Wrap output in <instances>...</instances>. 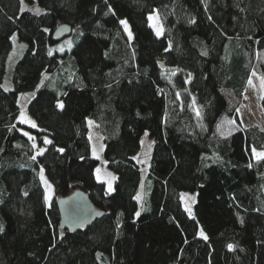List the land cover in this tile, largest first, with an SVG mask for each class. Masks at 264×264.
I'll list each match as a JSON object with an SVG mask.
<instances>
[{"label":"trees","instance_id":"trees-1","mask_svg":"<svg viewBox=\"0 0 264 264\" xmlns=\"http://www.w3.org/2000/svg\"><path fill=\"white\" fill-rule=\"evenodd\" d=\"M26 1L42 12L0 0V264H264V159L253 152L264 129L238 112L251 74L264 77V0ZM62 24L78 30L70 50L53 39ZM14 34L27 46L5 89ZM29 92L37 146L20 121ZM89 118L112 191L96 175ZM145 131L154 149L137 215ZM42 172L61 196L80 186L103 217L63 230ZM183 191L197 194L192 215Z\"/></svg>","mask_w":264,"mask_h":264},{"label":"rangeland","instance_id":"rangeland-1","mask_svg":"<svg viewBox=\"0 0 264 264\" xmlns=\"http://www.w3.org/2000/svg\"><path fill=\"white\" fill-rule=\"evenodd\" d=\"M39 9L42 12L40 6L37 3H28L26 0H23L22 9L35 11V9ZM150 23L153 29L155 30L157 35H162L164 32L163 26L160 22V19L157 15V11H153L150 15ZM127 27V34L129 37L133 36V33L130 29V26L126 20ZM78 30H76L72 35L67 36L58 44V49H68L70 50L72 46L75 44L76 40L78 39L77 36ZM131 33V35H129ZM159 33V34H158ZM27 44L18 39L17 34L13 35V48L11 50V54L9 56L8 68L7 72L8 75L3 82V87L5 89H11L13 87L11 73L14 69L16 61L22 55L26 48ZM35 92H29L24 94L20 97V105L22 108L20 121L27 128H23V132L33 140L35 146L38 145L37 140V133L31 128H37L36 121L30 115L28 111V102L32 99ZM264 96V77L260 74L253 72L249 78L248 85L245 91V100L239 107V116L243 123L246 126H253L256 125L262 129H264V114H263V107H262V98ZM35 125V126H33ZM88 126H89V137L91 141V152L92 155L99 159V165L96 169L97 178L100 181H105L107 184V188L109 191H112L114 188V180H115V173L108 167V164L104 158V148L105 142L103 135L100 131L98 124L91 118L88 119ZM50 143V138L48 136H44V144L40 147H37V152L41 153V150L47 147ZM153 149H154V140L150 136L148 131H145L141 137V149L139 153L135 156L136 161L140 164L142 169V183L140 190L137 194L139 197V209L137 213H140L142 210V203L148 194V175L151 166V160L153 156ZM42 183L45 188L47 201L50 202L54 197H61V194L56 192L53 188L52 184L48 181L44 173H41ZM80 186H75L74 189H78ZM63 196V195H62ZM197 194L196 192L191 191H183L181 193V199L184 208L187 210L189 214H193L194 203L196 201Z\"/></svg>","mask_w":264,"mask_h":264},{"label":"water","instance_id":"water-1","mask_svg":"<svg viewBox=\"0 0 264 264\" xmlns=\"http://www.w3.org/2000/svg\"><path fill=\"white\" fill-rule=\"evenodd\" d=\"M73 28L60 25L53 33V39L60 41L71 35ZM60 213V226L71 232L82 231L89 224L103 217L104 211L98 208L84 189H74L57 199Z\"/></svg>","mask_w":264,"mask_h":264},{"label":"snow or ice","instance_id":"snow-or-ice-1","mask_svg":"<svg viewBox=\"0 0 264 264\" xmlns=\"http://www.w3.org/2000/svg\"><path fill=\"white\" fill-rule=\"evenodd\" d=\"M29 10L32 11V9H29ZM35 11H36L37 14H39V12H40V10H39L38 8L35 9ZM122 23H124L125 26L127 27L126 22L122 21ZM158 34H159V33H158ZM129 35H131V33H129ZM205 54H206V53H205ZM60 106L63 107L62 104H61ZM33 126H35V125H33ZM61 151H63V149H61ZM42 152H43V150H41V153H42ZM253 152H254L255 157H256L257 160L264 159V152H257L255 149H253ZM137 199H139V197H137ZM137 215H139V213H137ZM2 230H3V228H2V226H0V231H2ZM201 235H203V232H201ZM205 239H207L206 236H205ZM229 247L231 248L232 245H229Z\"/></svg>","mask_w":264,"mask_h":264}]
</instances>
